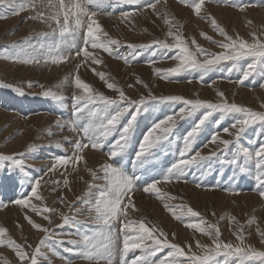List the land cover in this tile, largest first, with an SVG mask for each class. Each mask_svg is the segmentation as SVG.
Masks as SVG:
<instances>
[{
  "label": "rangeland",
  "instance_id": "obj_1",
  "mask_svg": "<svg viewBox=\"0 0 264 264\" xmlns=\"http://www.w3.org/2000/svg\"><path fill=\"white\" fill-rule=\"evenodd\" d=\"M24 2L25 0H15L12 6L0 5V15L6 17L0 19V85H10V87L0 86V154L27 152L30 145H36V150L28 154L26 164L31 166L29 171L33 177H42L41 186L37 190L42 199L33 198L30 204L41 209L47 207L57 211L38 214L34 213L31 207L16 205L14 203L16 199L27 198L25 194L31 195L30 186L28 183L21 184L20 173L11 168L10 162H5L0 167V200L6 204V207L0 208V227L8 231L0 239L6 241L10 236L16 243L25 245L29 256L35 253L37 247H40V255L37 256L38 264H69V262L70 264H92L91 261L83 259L78 254V245H72L68 241L79 242L81 241L80 233H91L98 229L99 226L94 220L95 213L90 212L87 205H82L77 197L84 196L89 191L90 184L93 185L92 192L96 193L99 185L107 183L101 179L94 180L90 169L96 171L97 176L101 177L103 176L102 166L112 161L106 151L92 150L89 145L88 148L78 153L83 156V159L77 161L75 166L70 163L64 167L57 166L53 172L47 171L55 163L56 157L70 155L74 151L75 142L83 140L87 143L83 137L82 128L89 123L91 118L87 115V110L81 114L79 121H76L73 115L74 108L71 98L73 94L82 93V90L74 86L77 65H79L78 73L83 81L89 83L95 91L112 98H117L119 93L114 89H109L105 81L115 83L133 100L141 97L148 98L151 93L156 97L180 95L187 99L220 102L222 98L218 93L222 92L229 103L234 102L254 111H264V87L261 86L264 85V76L254 74L243 85L238 83L242 70L250 62V58L242 59L238 67L231 71H229L231 62H223L217 70L205 74L203 81L197 70H188L173 79L166 80L162 75H157L155 69L166 70L175 67L178 61L160 58L171 57L175 54V50L169 51L153 46L139 49V54L136 55L126 47L129 43L150 44L154 40L175 43L172 37L167 36L169 29L172 28L174 32L182 36L190 50L195 51V45L192 43L194 39L209 52L220 53L223 49L215 41H224L225 38L213 28L212 18L234 39L240 37L248 43H255L258 37L261 42H264V6H260L264 0H236V3L245 6L243 11L231 4L220 3L218 0H204L199 15L191 6L192 0H188L187 4L181 3V0H159L156 11L147 8L141 10L139 6H114L110 9L113 12L112 15L93 8L92 10L98 13L95 18L102 29L110 37L120 40L125 45L119 48L121 56L130 58V62L125 63L123 59L109 56L101 49L89 47L90 53L100 57L102 61L100 64H92L91 61L85 63L82 54L81 56L75 55L78 47L83 45L82 38L77 41V48L70 49L69 58L58 64L43 61L23 64L6 59V57L20 53L21 50L30 52L58 39V34L47 37L41 35L45 32L51 33L52 28L42 20L31 19L36 11L44 12L45 15L51 11L47 6L39 7L40 0H36L37 8L26 7L19 15H11L14 8ZM65 2L67 3L68 0ZM148 2H155V0H148ZM123 12H129V17H122ZM166 21H171V24ZM204 34L212 39H207ZM197 59L203 60L205 56L197 54ZM153 60L156 61L154 64L145 63V61ZM92 69H95V72ZM99 72L105 73V80H101L96 74ZM16 88L22 89L23 94L15 91ZM48 90L62 93L65 97L64 103H58L52 97L45 96L44 92ZM182 106L151 99H148L147 103L142 106V111L134 125L135 131L130 144L123 156L116 158L123 163L128 174L140 176L142 180H147L149 177L159 178L166 173L172 163L179 160L178 152L182 148L183 136L200 118L202 112L184 120L177 119L170 142L165 141L148 152L139 166L133 163L142 134L154 122L177 112ZM133 111L134 109L130 110L122 118L121 127ZM219 115L215 113L202 128L189 155H194L197 150H200L202 155L208 156L210 149H222L221 144L209 143L214 133L219 132L222 139H234L233 136L222 131L224 127H229L233 122L232 115H227L223 123L217 126L216 120ZM73 121L77 124L75 131L72 130ZM116 138L115 135L109 137L105 143V149ZM262 140H264V135L259 134V125H254L243 134L241 144L255 149L259 147ZM58 143L61 148L56 146ZM205 144L208 146L204 147ZM234 151L235 147L230 145L227 153L220 158L230 159ZM249 167L254 166L249 165ZM64 179L68 180L66 186L63 183ZM198 184L203 187H198ZM254 185L255 181L251 172L240 173L236 171L235 165L225 164L222 167L218 158L212 157L211 160L202 162V167L191 168L183 180L162 181L157 185L160 192L165 194L163 199L157 197L156 194L145 193L142 190L143 185L138 181L136 190L131 194L135 210L132 205H129V219L137 222L144 220L149 226L154 224L167 233L172 242L184 247L186 252H188V245H191L192 252L202 254L203 250L197 247V241L200 244L214 247L211 238L199 230L186 227L187 222L196 221L199 218L182 217L178 220L173 215V211L179 214L181 206L186 205L201 214L205 227L208 224H217L222 233L221 239L232 242L234 245L239 241L233 232L239 224H243L245 243L258 251H264V242L261 241L257 232V228L264 231V198L260 197ZM170 197L175 199H170ZM61 198L64 200L63 203L60 202ZM77 207L81 209L79 214L75 212ZM61 212L73 216L78 223L57 227L63 223L59 215ZM44 216H48L49 219H44ZM233 216L236 217V222L231 220ZM26 217L49 228L56 235L51 236L46 244L41 246L40 241L47 234L35 229ZM221 217L224 218L221 219ZM251 221L254 222L250 223ZM173 233H175L174 239ZM118 243L122 246V237ZM70 248L74 250L69 252ZM141 254V251L137 249L129 252L127 258L131 261ZM159 255L153 259H159ZM225 260L224 256H217L211 264H225ZM0 264H20L16 250L6 244L0 245ZM24 264H30V260H25ZM100 264L104 262L101 261ZM228 264H235V262L229 259Z\"/></svg>",
  "mask_w": 264,
  "mask_h": 264
},
{
  "label": "snow or ice",
  "instance_id": "obj_2",
  "mask_svg": "<svg viewBox=\"0 0 264 264\" xmlns=\"http://www.w3.org/2000/svg\"><path fill=\"white\" fill-rule=\"evenodd\" d=\"M218 2L231 4L241 11L245 8L244 5L236 3V0H218ZM14 3L15 0H0V5L8 4L12 6ZM157 3H159V0H155V2H148V0H68L67 3L65 0H47L45 5V0H40L39 7L47 6L51 11L47 15L44 12L36 11V14L31 19L42 20L43 23L52 28L51 33L45 32L41 35L47 37L49 35L57 36L58 34V39L49 44L41 45L40 49H33L30 52L21 50L20 53L6 57V59L23 64L40 63L41 61L58 64L69 58L71 55L70 49L77 48V41L82 38L83 45L78 47L75 55L81 56L82 54L85 63L88 61H91L92 64L102 63L100 57L89 52V47L92 49H101L109 56L123 59L125 63H129L130 58L127 56L122 57L119 52V48L125 45L120 40L110 37L102 29L99 22L95 19L98 13L92 9H97L107 15L113 14L110 10L111 7L120 5L139 6L141 10L147 8L156 11ZM181 3L187 4L188 0H181ZM203 5L204 0H192L191 6L197 15L200 14ZM260 6H264V3H261ZM26 7L37 8L36 0H25L24 3H20L18 7L14 8L11 15H19ZM121 15L127 18L130 13L123 12ZM4 18L6 17L0 15V19ZM166 23L171 24V21H166ZM211 23L213 28L225 38L224 41H215L223 49L220 53L209 52L196 43L194 39L192 43L195 45V51L190 50L182 36L174 32L172 28L169 29L167 36L172 37L175 43H168L166 40H154L150 44L129 43L126 47L130 48L132 53L136 55L139 54V49L151 48L153 46L169 51L175 50V54L171 57H160L161 59L170 58L178 61L175 67L166 70L160 68L155 69V73L162 75L166 80L173 79L188 70H197L201 74V81H203L205 74L217 70L218 66L223 62H231L229 65V71H231L237 68L239 62L245 58H250V62L242 70L241 78L238 81L240 85H243L254 74L264 76V42H261L258 37H256L255 43H248L240 37L234 39L227 34L224 28L214 18L211 19ZM53 24L55 27H53ZM172 27H175V25H172ZM204 35L207 39H212L206 34ZM253 36L255 37V33H253ZM197 54L205 56V59H197ZM155 62V60L145 61L148 64H154ZM78 69L79 65H77V74L74 77V86L76 89L82 90V93L73 94L71 99L74 108L73 115L76 117V121L80 120L81 114L85 110H87V115L91 118L89 123L82 128L83 137L87 140V143L83 142V140L75 142L74 151L70 155L66 154L56 157L55 163L47 171L53 172L57 169V166L64 167L70 163L75 166L77 161L83 159V156L78 155V153L88 148L89 145L92 150L106 151L110 161H112L102 166L101 171L103 172V176L101 177L97 176L96 171L90 169L94 180L101 179L107 183L99 185L98 192L96 193L92 192L93 185L90 184L89 191L84 196L77 197V200L82 205H87L88 210L95 213L94 220L96 225L99 226L98 229L91 233H80L81 241L79 242L76 240L68 241L72 245L79 246L78 254L83 259L91 261L92 264H100L101 261L104 264H211L217 256L221 255L226 258L225 264H228L229 259L234 261L235 264H264V251H258L245 243L246 237L243 224H239L233 232V235L239 241L238 244L234 245L232 242H226L221 239L222 233L217 224H208L205 227V221L201 217V214L190 206H181L179 214L173 211V215L178 220L182 217L199 218L196 221L187 222L186 227L199 230L205 236L211 238L214 247L200 244L197 241V247L203 250L202 254H197L192 252L191 245H188V252H186L184 247L172 242L168 234L156 225L149 226L144 220L137 222L129 219L128 212L129 205H132L133 210H135L131 194L136 190L138 181L143 185L142 190L145 193L156 194L157 197L163 199L165 194L160 192L157 185L162 181L171 182L172 180H183L191 168L202 167V162L211 160L212 157H217L222 167L225 164L235 165L236 171L240 173L251 172L255 181L254 187L260 197L264 198V140L260 141L259 147L255 149L241 144L243 134L248 128L254 125H259V134L264 135V111H254L249 107L238 105L234 102L229 103L224 98V93L222 92L218 93L222 98L220 102L187 99L180 95L156 97L151 93H149L148 98L141 97L138 100H133L122 89L118 88L115 83L105 81L109 89H114L119 93L117 98H112L95 91L89 83L83 81L78 73ZM92 70L95 72V69ZM96 74L101 80H105V73L99 72ZM0 86L10 87V85ZM261 86L264 87V85ZM15 91L23 94V90L20 88H16ZM44 95L52 97L61 104L65 101L63 95L51 90L45 91ZM148 99L183 106L177 112L154 122L142 134L135 156L133 157V163L137 164V166L143 163V158L152 149H155L165 141L170 142V137L173 136L174 129L177 125V119L184 120L194 116L198 112H202V114L194 125L185 132L182 139V148L178 152L179 160L172 163L162 177H149L147 180H142L140 176L128 174L125 171L123 163L116 158L123 156L126 152L132 134L135 131V122L138 119L139 113L142 111V106L147 103ZM132 109L134 111L127 122L121 127L122 118ZM215 113L220 114L216 120L217 126L223 123L227 115H232L233 122L229 127H224L222 131L233 136L234 139H222L219 132L214 133L210 137L209 143L213 145L221 144L223 145L222 149H210L208 156L202 155L200 150H197L194 155H189L202 128ZM76 121L72 122L73 131L77 127ZM59 123L58 121L57 124L59 125ZM113 135L117 138L105 149V143ZM230 145L235 147L231 158H220L224 153H227ZM56 146L61 147L59 143ZM207 146L208 144L204 145V147ZM35 150L36 145H30L27 152L0 154V167L5 162H10L11 168L20 173V183H28L30 186L31 195L25 194L27 198L16 199L14 201L16 205L25 208L31 207V210L38 214L42 212H56L57 210L53 208L45 207L41 209L36 205L30 204L33 198L42 199L37 191L41 186L42 177H33L29 171L31 166L26 164L28 154ZM242 164L243 166H241ZM249 165L254 167L250 168ZM31 170L38 171L36 169ZM53 183L56 182L53 181ZM63 183L65 186L68 185V180L64 179ZM197 186L203 187L201 184ZM126 197L127 200H125ZM170 199L175 198L170 197ZM60 202H64L63 198H61ZM3 207H6V204L3 200H0V208ZM80 211V207L75 209L77 214ZM59 215L63 223L57 225V227H63L70 223H78L73 216L65 215L63 212L59 213ZM26 218L35 229L42 230L47 234L40 241L41 246L45 245L51 236L56 235L49 228H45L32 221L30 217ZM223 218L221 217V219ZM44 219H49V217L44 216ZM231 220L236 222V217H231ZM49 222L51 223V221ZM252 222L254 221L250 223ZM7 231L6 228L0 227V237H3ZM257 232L259 233L261 241L264 242V231L257 228ZM172 236L174 239L175 233ZM121 237L122 246L118 243ZM5 244L16 250L20 264H24L25 260H30V264H38L37 256L40 255V247H37L35 253L29 256V253L25 250V245L16 243L10 236L7 237L6 241L0 239V245ZM137 249L142 254L129 261L127 258L129 252ZM73 250L71 248L68 249L69 252ZM158 255L159 259H153Z\"/></svg>",
  "mask_w": 264,
  "mask_h": 264
},
{
  "label": "bare ground",
  "instance_id": "obj_3",
  "mask_svg": "<svg viewBox=\"0 0 264 264\" xmlns=\"http://www.w3.org/2000/svg\"><path fill=\"white\" fill-rule=\"evenodd\" d=\"M45 2H46V0H45ZM166 7V6H165ZM209 9V8H208ZM183 10H185V9H183ZM217 10V9H216ZM227 10V9H226ZM261 10V9H260ZM231 11V10H230ZM133 12V11H132ZM218 12V11H217ZM233 12V11H232ZM254 12V11H253ZM220 13V12H219ZM46 14V13H45ZM177 14V13H176ZM225 14V13H224ZM226 16V15H225ZM232 16V15H231ZM252 16V15H251ZM248 17V16H247ZM101 18V17H100ZM236 18V17H235ZM238 18V17H237ZM245 18V17H244ZM250 18V17H249ZM95 19H97V18H95ZM239 19V18H238ZM124 20V19H123ZM146 20V19H145ZM148 21V20H147ZM227 21V20H226ZM255 21V20H254ZM257 21H258V19H257ZM260 21V20H259ZM102 22V21H101ZM111 22H112V20H111ZM205 22V21H204ZM248 23H250V22H248ZM54 25V24H53ZM224 25V24H223ZM55 26V25H54ZM102 26H104V25H102ZM240 26H242V24L240 25ZM246 26V25H245ZM191 28V27H190ZM122 29V28H121ZM242 32V31H241ZM254 32V31H253ZM263 32V31H262ZM255 33H256V31H255ZM245 34V33H244ZM247 34V33H246ZM148 35V34H147ZM244 37V36H243ZM4 44V43H3ZM39 45V44H38ZM98 52V51H97ZM105 55V54H104ZM101 56V55H100ZM70 60V59H69ZM78 64V63H77ZM158 67V66H157ZM169 68V67H168ZM61 71V70H60ZM62 76V75H61ZM87 76V75H86ZM95 80V79H94ZM220 80V79H219ZM191 82V81H190ZM220 83V82H219ZM60 84V83H59ZM214 84V83H213ZM215 86V85H214ZM39 87V86H38ZM163 87V86H162ZM175 87V86H174ZM195 89V88H194ZM197 91V90H196ZM208 91V90H207ZM252 92V91H251ZM242 93H244V92H242ZM263 94V93H262ZM61 95H62V93H61ZM67 96V95H66ZM252 96V95H251ZM255 96V95H254ZM252 99V98H251ZM260 99V98H259ZM254 100V99H253ZM254 104V103H253ZM261 107V106H260ZM44 117V116H43ZM50 119H52V118H50ZM39 127V126H38ZM31 128V127H30ZM46 128V127H45ZM40 130V129H39ZM60 135H62V134H60ZM59 138H61L60 136H59ZM64 139V138H63ZM68 139H69V137H68ZM78 140V139H77ZM31 142V141H30ZM63 143V142H62ZM61 148V147H60ZM68 148V147H67ZM66 149V148H65ZM38 150V149H37ZM88 151V150H87ZM48 154V153H47ZM51 155V154H50ZM91 155V154H90ZM99 156V155H98ZM97 157V156H96ZM89 159V158H88ZM96 159V158H95ZM43 164H45V163H43ZM90 168V167H89ZM60 177V176H59ZM245 196H247V195H245ZM250 196V195H249ZM243 199V198H242ZM254 200V199H253ZM151 202V201H150ZM153 203V202H152ZM257 203V202H256ZM207 206V205H206ZM226 207V206H225ZM54 213V212H53ZM258 215V214H257ZM174 227V226H173ZM171 230V229H170ZM194 244V243H193Z\"/></svg>",
  "mask_w": 264,
  "mask_h": 264
}]
</instances>
